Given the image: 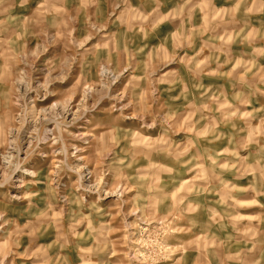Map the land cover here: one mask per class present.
Returning <instances> with one entry per match:
<instances>
[{
  "label": "rangeland",
  "instance_id": "1",
  "mask_svg": "<svg viewBox=\"0 0 264 264\" xmlns=\"http://www.w3.org/2000/svg\"><path fill=\"white\" fill-rule=\"evenodd\" d=\"M0 264H264V0H0Z\"/></svg>",
  "mask_w": 264,
  "mask_h": 264
}]
</instances>
